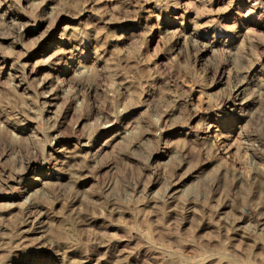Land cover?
Masks as SVG:
<instances>
[{
  "label": "rangeland",
  "instance_id": "374dc122",
  "mask_svg": "<svg viewBox=\"0 0 264 264\" xmlns=\"http://www.w3.org/2000/svg\"><path fill=\"white\" fill-rule=\"evenodd\" d=\"M0 264H264V0H0Z\"/></svg>",
  "mask_w": 264,
  "mask_h": 264
}]
</instances>
